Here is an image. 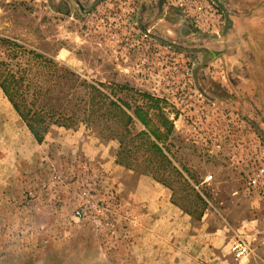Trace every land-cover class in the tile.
Returning a JSON list of instances; mask_svg holds the SVG:
<instances>
[{
	"label": "rangeland",
	"instance_id": "obj_1",
	"mask_svg": "<svg viewBox=\"0 0 264 264\" xmlns=\"http://www.w3.org/2000/svg\"><path fill=\"white\" fill-rule=\"evenodd\" d=\"M219 1L0 0L1 72L33 58L34 74L41 54L107 92L165 100L182 173H152L141 152L121 166L98 124L38 143L0 87V264H264V189L249 183L264 167V46L242 42ZM195 194L199 220L178 206Z\"/></svg>",
	"mask_w": 264,
	"mask_h": 264
},
{
	"label": "trees",
	"instance_id": "obj_2",
	"mask_svg": "<svg viewBox=\"0 0 264 264\" xmlns=\"http://www.w3.org/2000/svg\"><path fill=\"white\" fill-rule=\"evenodd\" d=\"M34 58L37 63L34 74L31 73L33 58L18 72L0 70V87L38 143L45 140L53 125L98 124L103 126L102 135L119 142L116 161L121 166L133 169L134 157L141 152L152 173L170 170L182 177L167 154L166 145L174 123L165 113V100L118 83H113L107 92L103 82L91 83L67 69L59 74L54 60L41 54H35ZM123 91L134 92L131 97L137 95L141 103L137 98H133L132 104L119 97ZM137 122L144 129L134 134L133 126ZM195 197L191 206L181 203L178 206L199 220L207 204L198 194Z\"/></svg>",
	"mask_w": 264,
	"mask_h": 264
},
{
	"label": "crops",
	"instance_id": "obj_3",
	"mask_svg": "<svg viewBox=\"0 0 264 264\" xmlns=\"http://www.w3.org/2000/svg\"><path fill=\"white\" fill-rule=\"evenodd\" d=\"M234 13V28H242L241 41L257 46L255 52L262 53L264 46V0H226Z\"/></svg>",
	"mask_w": 264,
	"mask_h": 264
},
{
	"label": "built area",
	"instance_id": "obj_4",
	"mask_svg": "<svg viewBox=\"0 0 264 264\" xmlns=\"http://www.w3.org/2000/svg\"><path fill=\"white\" fill-rule=\"evenodd\" d=\"M180 6H185L189 4L190 0H177ZM211 178V176L209 177ZM264 167H262L256 175L250 177V185L252 187H258L261 188L262 190L264 189ZM77 215H81L80 211H77ZM232 249L235 252V255L238 258L244 257L248 255L250 252H252L251 245L244 239V238H237L234 240Z\"/></svg>",
	"mask_w": 264,
	"mask_h": 264
},
{
	"label": "water",
	"instance_id": "obj_5",
	"mask_svg": "<svg viewBox=\"0 0 264 264\" xmlns=\"http://www.w3.org/2000/svg\"><path fill=\"white\" fill-rule=\"evenodd\" d=\"M223 10H225V8L223 7L222 3L219 0H214ZM228 22H230V19L227 17Z\"/></svg>",
	"mask_w": 264,
	"mask_h": 264
}]
</instances>
